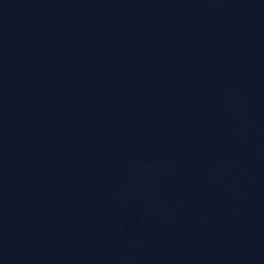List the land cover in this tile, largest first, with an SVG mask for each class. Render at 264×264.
<instances>
[{
  "label": "water",
  "instance_id": "water-1",
  "mask_svg": "<svg viewBox=\"0 0 264 264\" xmlns=\"http://www.w3.org/2000/svg\"><path fill=\"white\" fill-rule=\"evenodd\" d=\"M0 264H264V0H0Z\"/></svg>",
  "mask_w": 264,
  "mask_h": 264
}]
</instances>
